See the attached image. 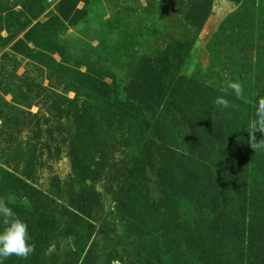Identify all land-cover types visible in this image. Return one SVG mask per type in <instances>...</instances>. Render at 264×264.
I'll use <instances>...</instances> for the list:
<instances>
[{"label":"rangeland","instance_id":"rangeland-1","mask_svg":"<svg viewBox=\"0 0 264 264\" xmlns=\"http://www.w3.org/2000/svg\"><path fill=\"white\" fill-rule=\"evenodd\" d=\"M261 96L264 0H0V197L35 244L3 264H249Z\"/></svg>","mask_w":264,"mask_h":264},{"label":"clouds","instance_id":"clouds-1","mask_svg":"<svg viewBox=\"0 0 264 264\" xmlns=\"http://www.w3.org/2000/svg\"><path fill=\"white\" fill-rule=\"evenodd\" d=\"M229 90L237 100H245V89L238 79H227L225 86L219 91L223 95L215 97L214 103L221 110L230 109L232 102L227 99ZM254 115L244 128L248 133V144L254 152H264V96L258 97L253 102ZM261 138H256V133ZM10 201L7 197H0V264L10 256L27 259L34 251L35 244L31 242L28 225L14 210L9 207Z\"/></svg>","mask_w":264,"mask_h":264},{"label":"trees","instance_id":"trees-1","mask_svg":"<svg viewBox=\"0 0 264 264\" xmlns=\"http://www.w3.org/2000/svg\"><path fill=\"white\" fill-rule=\"evenodd\" d=\"M224 175H225L224 173H219L218 176L214 175V177H213L215 179V183L213 184V188L211 189V193L213 194V198H212V202H211L212 205L211 206H214V204H216V202L214 201V197L216 196L217 189H219V192L222 193L223 199L225 200V202H226L225 204H226V206H228V209L230 211H235L234 207H233V205L231 203L232 202L231 197L225 195L227 193V190H228L227 189L228 184L223 179ZM228 192H229V190H228ZM231 215H232V213H229V219L227 221H224L223 223L218 221L220 224H214L216 222V220L215 221L213 220L212 225L210 227H212V228L214 227L215 229H220L221 231L224 229V231L226 230V231H229L230 233H236L237 234L238 232H240L239 231L240 229L244 228V224H241V222L238 221V219L236 218L238 213H234L232 215L233 217ZM257 233H259V232H257ZM257 233L255 231L253 234H257ZM248 242H250V241H248ZM250 244H251V242H250ZM263 250H264V244L263 243L261 244V246L259 245V247H255L253 245V251H255V252L253 254H251V255L249 254V256H246V258L249 257V259H250L249 264H259V262H258L259 256H261V254L263 253ZM210 253L212 254V252H210ZM242 253L243 252H241L240 258H239L240 263L242 261L241 258L244 257L242 255ZM152 257H154V258L160 257V255L158 254V249L157 248L153 250V256Z\"/></svg>","mask_w":264,"mask_h":264}]
</instances>
